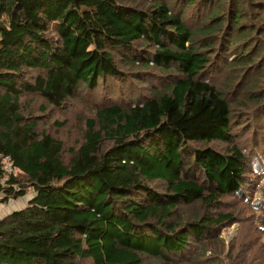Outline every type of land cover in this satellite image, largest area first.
Segmentation results:
<instances>
[{"label":"trees","instance_id":"16d2710c","mask_svg":"<svg viewBox=\"0 0 264 264\" xmlns=\"http://www.w3.org/2000/svg\"><path fill=\"white\" fill-rule=\"evenodd\" d=\"M150 75L162 90L118 103ZM97 90L65 156L41 115ZM259 97L264 0H0V204L25 199L0 217V264L195 261L232 217L211 209L264 169V142L231 128L234 105Z\"/></svg>","mask_w":264,"mask_h":264},{"label":"rangeland","instance_id":"374dc122","mask_svg":"<svg viewBox=\"0 0 264 264\" xmlns=\"http://www.w3.org/2000/svg\"><path fill=\"white\" fill-rule=\"evenodd\" d=\"M231 51H236V48ZM220 79H222L221 76ZM163 82L156 75H150L144 80L134 79L132 90L130 92L121 91L122 94L117 97V101L121 105L127 106L138 100V94L148 96L162 90ZM235 84L236 82L230 86L231 92L237 91L238 87L236 88ZM228 87L226 85V88ZM99 93L100 91L97 90L94 94L84 95L81 99H74L62 108L51 109L48 107L49 110L41 115L39 128L45 127L64 141L65 156L70 155L68 147L76 146L81 141L82 133L86 127V118L94 117V102L100 105ZM263 100L264 98H260L254 102L244 101V105L240 103L236 107L234 105L233 111L235 113L231 128L232 133L239 134V137L234 138L233 142L252 148L259 147L264 142V113L261 115L263 109L260 108ZM30 101L32 102V109L40 114V98H37V101H33V99ZM54 119L64 120V123L56 125L53 123ZM194 143L205 145L203 141H195ZM210 144L221 148L226 143L212 141ZM251 178L247 185L242 188L247 195L246 197L242 198L239 194H225L221 198L219 209H211L212 212H231L232 217L215 224V231L203 238L201 251L197 252V259L193 261L189 253L182 263L173 262L172 264H218L220 262L226 264H264V169L253 171ZM155 182L156 184L159 183L158 180L152 183L155 184ZM24 202L25 199L23 198L22 202L19 201L18 203L22 205ZM16 207L1 205L0 217ZM201 210L202 206L199 201H195L182 205L179 213L181 215L187 213L193 215L195 212L200 213ZM146 264H162V261L149 259Z\"/></svg>","mask_w":264,"mask_h":264},{"label":"built area","instance_id":"2783aa9c","mask_svg":"<svg viewBox=\"0 0 264 264\" xmlns=\"http://www.w3.org/2000/svg\"><path fill=\"white\" fill-rule=\"evenodd\" d=\"M2 163H3V167H4V170H5V175L7 176L9 174V172H11L14 168H13V165H12V159L9 155L7 154H4L2 156ZM19 200L16 199V200H11L9 203L7 204H0L1 205H6V206H17L19 205Z\"/></svg>","mask_w":264,"mask_h":264},{"label":"crops","instance_id":"0c3cea01","mask_svg":"<svg viewBox=\"0 0 264 264\" xmlns=\"http://www.w3.org/2000/svg\"><path fill=\"white\" fill-rule=\"evenodd\" d=\"M10 207V206H9Z\"/></svg>","mask_w":264,"mask_h":264}]
</instances>
